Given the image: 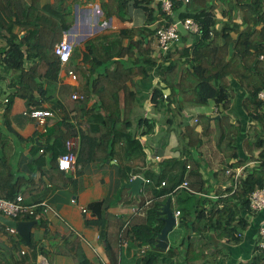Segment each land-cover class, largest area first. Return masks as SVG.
Masks as SVG:
<instances>
[{
    "label": "trees",
    "instance_id": "1",
    "mask_svg": "<svg viewBox=\"0 0 264 264\" xmlns=\"http://www.w3.org/2000/svg\"><path fill=\"white\" fill-rule=\"evenodd\" d=\"M171 1L173 5L170 17L162 12L160 2L154 5V0H148L147 6L140 2L147 14L148 23L162 21L158 22L154 29L144 31L143 38L140 36L141 31H133L139 35L135 43L139 49L136 48L134 54L136 56L141 53V58H136L132 75L139 73L143 79H147L150 78L146 71L147 66L151 70L156 69L158 81L150 102L161 114L157 123L164 127V131L150 141H154L164 151L167 150V143L173 140L176 142L177 153L164 156L156 161L152 168L148 167L149 171L145 176L148 180L146 189H151L156 199L150 206L149 203L147 205L144 203L143 207H147V210L142 224L130 225L129 221H121L112 215V231L107 229L103 233L105 256L110 264H118L122 251L131 249L132 244L143 246L141 250H146V245L157 250L156 237L164 226L162 206L177 192L175 189L185 177L196 175L197 169L202 167V154L198 153L197 149L204 144H211L214 152L221 158L224 166L222 172L229 175L228 179L231 182H234L235 169L242 167V174L236 179L235 189L232 186L226 189L220 187L215 191L206 188L203 194L207 196H196L198 202L196 201L192 212H184L185 206L180 209V215L173 228H177L176 231L181 238L169 245L167 249L169 256L178 259L180 264H219L227 255L224 245L241 244L247 219L256 218L258 214L264 212H253L249 208L251 193L264 187V101L258 98V94L264 90V69L260 71L262 62L258 61L264 50V10L261 11V0H254L251 5L241 7H237L233 0ZM214 3L221 8L228 6V10L223 12V16L226 17L224 23L217 22ZM236 10L240 11L241 17L237 23L234 22ZM18 16L19 13L16 17ZM187 18L197 24L198 33L185 31L187 35L184 36L180 33L177 44L166 51L160 50L157 45V30L168 27L176 19L184 21ZM42 21L44 22V19ZM259 25L262 28L257 30L256 27ZM52 27L53 25L50 26L51 29L49 28V34L45 39L39 27L33 26L32 33L40 35V41L47 40V44L43 45L46 49L36 46L37 63H32L25 70V64L31 60L27 55L28 51L10 42L6 46L7 50L0 53L3 57L1 64L9 71L18 73L17 83H9L13 89L10 96L23 100L28 110L40 108L41 101H50L51 107L58 113V120L48 126V138L60 141V146L64 148L70 139L80 140V153L74 164L75 173L80 177L82 170L89 163L111 160L115 152V141L126 133V130H121L117 126L118 120L114 119L116 110L103 107L112 102V87L114 92L124 90L130 100L134 99V95L124 83L128 78L109 77L104 58L99 55L92 57L90 70L92 74L96 71L102 72L91 76L86 85L79 89L82 99L73 100L74 88L59 83L60 65L53 48L56 42H60V36L58 33L55 34ZM146 37H150V41L144 44L143 39ZM153 46L159 49L155 58L152 54L155 51ZM232 80L237 81L238 87L244 93L241 108L245 113L246 122L248 121L246 131H242L240 123L233 124L230 118L231 103L236 97ZM106 84L108 87L104 88ZM163 93L167 94L165 104L161 97ZM93 97L100 104V109L87 108V103ZM9 106L8 104L7 107ZM188 106L200 109L197 118L194 119V123L197 122L195 126L188 124L185 114ZM203 108L211 109L212 113L214 112L212 115L219 118L209 122L210 115H207ZM81 118H85V129H80L70 121ZM152 122L151 119L142 118L137 122V128H140L141 123L148 127ZM111 137L112 143L109 142ZM240 137L243 138L241 141ZM126 139L130 144L128 150L133 147L134 150L139 148L136 131L126 133ZM73 147H67L68 151L65 154H74ZM85 148L89 149L88 153ZM187 161H192L196 169L189 165L190 168L187 170ZM250 162L258 164L250 167ZM52 169L55 173H64L56 166ZM158 187L161 189H156ZM182 192L186 193L185 198L194 196L185 189ZM211 192L215 197H209L208 194ZM159 197L163 199L159 201ZM183 203L186 205L184 201ZM101 205L104 216L110 218L107 203L102 202ZM138 213L139 211H136V214ZM122 236L126 246L121 243ZM258 240L252 247L254 256L248 264H264V254L258 250ZM70 248L74 264H91L79 240H75ZM149 254L151 253H147ZM159 260V256L151 254L152 264ZM18 263L23 264L22 261ZM0 264H4L2 256Z\"/></svg>",
    "mask_w": 264,
    "mask_h": 264
},
{
    "label": "crops",
    "instance_id": "2",
    "mask_svg": "<svg viewBox=\"0 0 264 264\" xmlns=\"http://www.w3.org/2000/svg\"><path fill=\"white\" fill-rule=\"evenodd\" d=\"M12 1V3H6L5 0H0V53L7 50L6 46L10 42L19 45L24 51H28L27 55L31 58L25 64V70L28 69L32 63L38 62L35 54L37 47L41 48L42 46L44 50L46 48L43 45L47 44V40L40 41V35L36 36L32 33L33 26H38L43 32L41 34L45 35L43 37L47 39L46 35L49 34L50 26L53 25L52 29L55 34H59L60 41L66 34L72 44V53L67 65L62 67L59 63V83L72 86L73 94L77 93L81 97L79 89L86 85L91 76L102 72L96 71L92 74L90 70L92 57L102 55L109 77L112 79H115L116 76L128 78L124 83L134 95V99L130 100L124 90L120 89L114 92L112 87V102L109 105H103V107L116 110L114 119L118 120L117 126L121 130H126V133L130 134L136 131L137 147L139 148L134 150L135 147H133L128 150L130 144L127 142L126 133H124L115 141V152L111 160L89 163L82 170L80 177L75 173L74 165L72 170L67 173H55L52 169L56 166L55 161L68 151L67 145L64 148L60 146V141L47 137L48 126L53 125L59 115L51 107L50 101H41V107L38 109H46L53 114L46 120L45 133L40 131L35 120L24 115L25 111H29L25 102L10 96L13 89L9 83H17L18 73L5 68L1 64L3 57L0 55V78L2 77L0 86L5 89L2 92L0 88V140L3 139L0 141V197L12 199L19 195L27 205H38L33 217L17 219L19 222H35L31 228L30 247L16 232L10 234L6 230L7 226L0 223V256L3 257L4 264H19L20 261L23 264H33L34 261L42 258L47 260L48 264H74L70 245L75 240H79L91 264H110L105 256L103 233L107 229L112 231V215L120 218L121 221H129L130 225L142 224L145 221V215H142V211L136 214V211H131V209L135 206L136 200L138 202L143 200L146 205L149 203L150 206L156 199L151 189H146L148 183L145 182L146 173L149 171L148 167L152 168L156 162L152 157L162 158L177 153L176 142L173 140L167 143V150L164 151L154 141H150L151 138L164 131V127L157 123L161 114L150 102L158 81L156 69L151 70L147 66L146 71L150 74V78L147 79H143L139 73L132 75L136 58H141V53L136 56L134 54L135 49H139L138 44H135L139 35L134 34L133 31H141L140 36L143 38L144 31L154 29L155 25L162 20H156L151 24L147 22V14L141 4L147 6L148 0ZM233 1L237 7H241L251 5L254 0ZM159 2L162 4L158 0H154L153 3L157 5ZM215 8L214 15L217 22L224 23L226 17L223 16V12L228 10V6L221 8L215 4ZM263 10L264 0H261V11ZM18 13L19 16L16 17ZM154 14H156L155 11ZM239 20H241L240 11L236 10L234 11V22L237 23ZM179 22L176 19L174 23ZM261 28L260 25L256 27L257 30ZM148 41H150V37L143 39L144 44H147ZM156 46H153L154 58L159 52ZM142 61L143 59H141ZM263 69L264 63L262 62L260 71ZM68 71L75 74L76 81L68 77ZM107 85L104 88L108 87ZM238 86L237 81L232 80L236 97L231 103L230 118L233 124L240 123L242 131H246L248 121L246 122L245 113L241 108L244 93ZM164 94L166 93H163L161 97L165 104ZM7 99H9L8 103L5 102ZM99 106L100 104L95 101L94 97L87 103V108L100 109ZM209 108H203V110L205 109L204 112L210 115L209 122H212L219 116L212 115L214 112L212 113ZM199 110L193 106H188L185 109V114L190 116L187 119L190 126H195L197 123H194V119L197 118ZM142 118L151 119L153 122L148 124V127L141 123L138 129L137 122ZM70 121L80 129H85V118L76 121L71 119ZM242 135L244 136V133ZM242 139L239 138L240 141ZM112 140L113 137L109 142L112 143ZM70 141L74 142L73 155L76 160L80 153V140L70 139ZM85 150L88 153L89 149L85 148ZM197 151L202 154V167L197 169L196 175L187 176L184 180L189 183L190 193L196 197L207 196L203 194L206 188H212L215 191L220 187L226 189L232 186L235 189L238 177H233L234 182H231L228 179L229 175L222 172L224 170L222 160L214 152L211 144H204ZM126 156L131 158L126 159ZM187 162L192 169H196L192 161ZM256 164L258 163H249L250 167ZM235 170V173L242 174V167ZM136 177H140L142 183L136 192H133L129 185ZM192 179L195 180L192 181ZM156 189H161V187ZM12 190L18 191L13 192ZM183 190L178 189L175 194ZM126 191L129 194H126ZM212 193L208 194L209 197H215ZM117 194L119 197L115 199ZM132 198H135V201ZM162 199L163 197H159V201ZM196 200L198 202V199ZM102 202L108 204L110 218L104 216ZM111 206L114 209L113 212ZM178 206L176 205L172 212L180 211ZM80 208H84L86 212L83 213ZM253 218L247 219L248 223L242 234L241 244L238 246L224 245L227 255L219 264H248L254 256L252 247L258 239L261 225L264 224V212ZM114 225L116 226L115 223ZM125 237L127 238V236ZM122 239H124L123 236ZM166 242L168 247L172 245L168 240ZM142 247L132 244L131 249L122 251V257L118 264H152L151 254L160 257V260L154 264H180L178 259L169 256L168 247L166 250L157 251L159 249L157 237V250L149 245H146V250H141ZM22 250H25L24 256L20 254ZM147 253L151 254L147 255ZM25 257L28 259L24 260Z\"/></svg>",
    "mask_w": 264,
    "mask_h": 264
},
{
    "label": "built area",
    "instance_id": "3",
    "mask_svg": "<svg viewBox=\"0 0 264 264\" xmlns=\"http://www.w3.org/2000/svg\"><path fill=\"white\" fill-rule=\"evenodd\" d=\"M161 10L166 16H171L172 15V1L171 0H161ZM183 29L186 32L190 33H198V26L197 24L190 20V19H185L184 21H180ZM157 45L160 50H168L170 47L173 45L177 44L180 40V32L176 27V23H173L169 25L168 27H164L161 29L157 30ZM53 52L55 56L58 58V61L62 67L67 65V63L70 60V56L72 53V44L68 40V35H64L63 39L57 43L54 48ZM259 61L264 63V50L261 55L258 57ZM68 77H70L71 80L76 81V76L72 71L67 72ZM167 95L164 94L163 98L166 99ZM258 98L261 101H264V90L261 91L258 94ZM73 100H79L82 99V97L74 93L72 95ZM7 102V100H5ZM24 115L30 119L35 120V123L37 124L38 128L40 131L43 133L46 132V120L48 118H51L53 114L51 111L46 110V109H33L29 111H25ZM74 145L73 141H69L67 143V146L69 148H72ZM152 159L154 161H158L160 157L158 156H153ZM75 163V156L71 153L62 155L57 158L56 161V167L60 172H69L72 170L73 165ZM190 166L187 165L186 169L189 170ZM239 173H235V178L238 177ZM148 183V180L145 181ZM178 189H185L187 191H191L188 185L187 181H183L175 190ZM74 203V201H72ZM38 208V205H27L21 196H16L12 200L8 199H3L0 197V215L10 219V220H16L19 219L20 217H33L35 209ZM249 208L253 212H261L264 211V187L257 189L253 191L249 197ZM81 211L84 213L86 212L84 208H80ZM173 217L175 218V225L177 221V217L180 215L179 210H175L172 212ZM174 225V226H175ZM127 226V224L125 225ZM1 227V224H0ZM6 230L10 234H14L15 230L9 227H6ZM259 240H258V250L262 254H264V227H260L259 229ZM121 243H123V246H126V243L124 239L121 238ZM22 256L25 255V250H22L20 252ZM33 264H48L47 260L45 259H39L33 262Z\"/></svg>",
    "mask_w": 264,
    "mask_h": 264
},
{
    "label": "water",
    "instance_id": "4",
    "mask_svg": "<svg viewBox=\"0 0 264 264\" xmlns=\"http://www.w3.org/2000/svg\"><path fill=\"white\" fill-rule=\"evenodd\" d=\"M161 1V0H158ZM177 29L181 33V35H185V30L183 29L181 23L176 24ZM219 117H216L218 119ZM142 179L140 177H136L132 183L129 185L130 188H132L133 192H136L137 188L141 185ZM161 214L164 215V218H162V221L164 222V226L161 229L160 233L157 235V247L161 250L167 249V235L169 232L172 231L174 225H175V218L173 217L172 212L170 211V199H167L162 206ZM0 223L4 226H7L9 228H12L15 230V232L24 240L27 246L30 247V233L31 228L35 224L33 221H14L6 219L2 216H0ZM264 227V224L261 225Z\"/></svg>",
    "mask_w": 264,
    "mask_h": 264
},
{
    "label": "rangeland",
    "instance_id": "5",
    "mask_svg": "<svg viewBox=\"0 0 264 264\" xmlns=\"http://www.w3.org/2000/svg\"><path fill=\"white\" fill-rule=\"evenodd\" d=\"M2 84V81H0V85ZM0 88L2 89V92L3 91H5V89L4 88H2L1 86H0ZM1 89H0V91H1ZM190 116L189 115H187V119L189 118ZM6 134V133H5ZM170 143H172V142H170ZM131 157L130 156H126V159H130ZM188 179H190V177H188ZM195 180V179H194ZM193 179H192V181H194ZM126 194H129V192H125ZM185 192H182V191H179L177 194H175V195H171L170 196V210L172 211V210H174V207H176V205H179L178 206V208H180V209H183V206H185L184 207V209H183V211L184 212H187V213H189V212H192V208L196 205V197L195 196H193V197H190V198H185L186 196H185ZM119 197V194H117L116 196H115V199H117ZM132 200L133 201H135V198H132ZM183 201L186 203V205L183 203ZM107 206H108V204H107ZM144 206V201L142 200V201H140V202H138L137 200H136V202H135V206L133 207V209H131V211H139V213L142 211V215H145V212H146V208L147 207H143ZM112 207V206H111ZM113 207H112V212H113ZM185 210H187V211H185ZM176 227L175 228H173V230L171 231V232H169L168 233V235H167V240L171 243V244H173L174 242H177L178 241V239H180L181 237H179V234L177 233V231H176ZM100 254V253H99ZM92 258H93V256H92ZM139 259V258H138Z\"/></svg>",
    "mask_w": 264,
    "mask_h": 264
},
{
    "label": "clouds",
    "instance_id": "6",
    "mask_svg": "<svg viewBox=\"0 0 264 264\" xmlns=\"http://www.w3.org/2000/svg\"><path fill=\"white\" fill-rule=\"evenodd\" d=\"M177 24V23H176ZM172 212V211H171Z\"/></svg>",
    "mask_w": 264,
    "mask_h": 264
}]
</instances>
